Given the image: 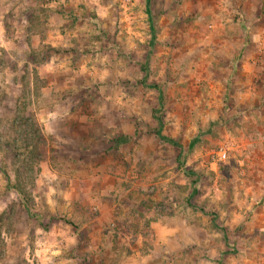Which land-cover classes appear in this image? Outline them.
Listing matches in <instances>:
<instances>
[{
    "label": "rangeland",
    "instance_id": "1",
    "mask_svg": "<svg viewBox=\"0 0 264 264\" xmlns=\"http://www.w3.org/2000/svg\"><path fill=\"white\" fill-rule=\"evenodd\" d=\"M247 1L0 0V264H264V0ZM158 87L182 150L156 133Z\"/></svg>",
    "mask_w": 264,
    "mask_h": 264
},
{
    "label": "trees",
    "instance_id": "2",
    "mask_svg": "<svg viewBox=\"0 0 264 264\" xmlns=\"http://www.w3.org/2000/svg\"><path fill=\"white\" fill-rule=\"evenodd\" d=\"M153 31H154V29H153ZM152 38L153 39L156 38V33H154ZM154 87H156V86H154ZM157 89H159V92H160L159 107L157 106L156 108L153 109L154 113L156 114L157 121H158V127L156 128V133L165 142L170 143V144L174 145L175 147L179 148L180 150H182L183 149V143L180 140L175 139V138L163 133V127L165 125V122H164L163 116L160 114V112H162L161 110H162V107L164 106V103H165V96H164L163 91L159 87ZM212 125H213V123H211V126ZM127 139H128V136L124 135V136L119 137L117 139V141H118V143H121V142H125ZM198 141L199 140L197 138L193 139L189 144V148L194 147L198 143ZM13 143L15 144V142H13ZM15 150H16V147H15ZM178 162H181L179 157H178ZM16 169H17L16 170V178L13 181L11 176H10V173L5 168H2V171H3L4 175L6 176V180H7L6 186H7L8 190L13 189L19 194V196L21 198L22 206L25 207L27 209V211L31 214L32 210H31V207L29 205L30 201H29L28 195L26 194V180L24 178H22L23 172L20 169V166H17ZM20 170H21V173L19 172ZM189 173L191 176H193L192 182L195 185L193 188L192 194L197 195L199 193V188H198V186H196V183L199 179V176L195 173V171L192 168H189Z\"/></svg>",
    "mask_w": 264,
    "mask_h": 264
},
{
    "label": "built area",
    "instance_id": "3",
    "mask_svg": "<svg viewBox=\"0 0 264 264\" xmlns=\"http://www.w3.org/2000/svg\"><path fill=\"white\" fill-rule=\"evenodd\" d=\"M218 156L220 159H224L227 156V151L225 149L221 150L220 152H218Z\"/></svg>",
    "mask_w": 264,
    "mask_h": 264
},
{
    "label": "crops",
    "instance_id": "4",
    "mask_svg": "<svg viewBox=\"0 0 264 264\" xmlns=\"http://www.w3.org/2000/svg\"><path fill=\"white\" fill-rule=\"evenodd\" d=\"M243 2H246V3H248V1L246 0V1H243V0H239V2L238 3H236V1L235 0H231V4H242ZM256 2H258V1H256ZM262 4V3H261Z\"/></svg>",
    "mask_w": 264,
    "mask_h": 264
}]
</instances>
